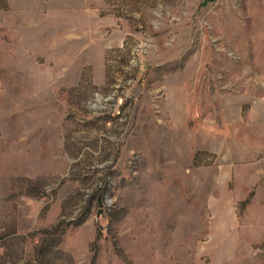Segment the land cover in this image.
Returning <instances> with one entry per match:
<instances>
[{
  "label": "rangeland",
  "instance_id": "rangeland-1",
  "mask_svg": "<svg viewBox=\"0 0 264 264\" xmlns=\"http://www.w3.org/2000/svg\"><path fill=\"white\" fill-rule=\"evenodd\" d=\"M0 264H264V0H0Z\"/></svg>",
  "mask_w": 264,
  "mask_h": 264
}]
</instances>
